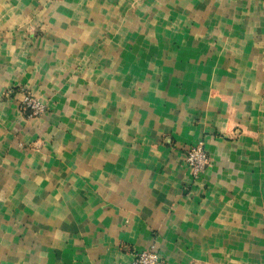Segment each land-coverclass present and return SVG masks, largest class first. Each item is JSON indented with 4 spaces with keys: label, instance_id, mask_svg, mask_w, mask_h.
Returning a JSON list of instances; mask_svg holds the SVG:
<instances>
[{
    "label": "crops",
    "instance_id": "1",
    "mask_svg": "<svg viewBox=\"0 0 264 264\" xmlns=\"http://www.w3.org/2000/svg\"><path fill=\"white\" fill-rule=\"evenodd\" d=\"M21 85L52 112L25 125ZM151 248L264 264V0H0V264Z\"/></svg>",
    "mask_w": 264,
    "mask_h": 264
},
{
    "label": "rangeland",
    "instance_id": "2",
    "mask_svg": "<svg viewBox=\"0 0 264 264\" xmlns=\"http://www.w3.org/2000/svg\"><path fill=\"white\" fill-rule=\"evenodd\" d=\"M17 103V109L21 117L25 120V125L31 121L46 117L52 112L49 102L43 97H40L33 89L28 86H17L7 89L5 91V98L14 99ZM27 127V126H26ZM26 127H23L25 129ZM19 132H17V145L23 150H43L46 148L47 141L44 136H39L30 142L19 141Z\"/></svg>",
    "mask_w": 264,
    "mask_h": 264
},
{
    "label": "built area",
    "instance_id": "3",
    "mask_svg": "<svg viewBox=\"0 0 264 264\" xmlns=\"http://www.w3.org/2000/svg\"><path fill=\"white\" fill-rule=\"evenodd\" d=\"M186 162L192 169L194 177H198L209 166L211 159L205 148L204 141L189 146L186 152ZM129 264H163L159 253L154 249L138 251Z\"/></svg>",
    "mask_w": 264,
    "mask_h": 264
}]
</instances>
